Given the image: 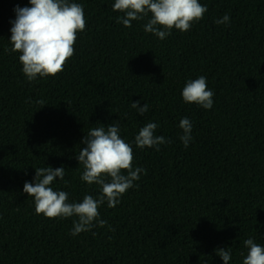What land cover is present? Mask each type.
<instances>
[{
    "label": "trees",
    "instance_id": "trees-1",
    "mask_svg": "<svg viewBox=\"0 0 264 264\" xmlns=\"http://www.w3.org/2000/svg\"><path fill=\"white\" fill-rule=\"evenodd\" d=\"M70 2L86 18L74 55L58 75L29 82L20 53L6 51L14 9L29 0H0V264H224L217 249L242 264L245 239L264 246V0H199L203 19L163 40L145 33L147 17L117 23L115 0ZM200 76L214 92L208 110L181 95ZM136 101L149 106L143 116ZM148 122L171 141L159 151L132 143ZM112 124L146 174L114 208L100 207L106 226L72 236L77 218L37 215L24 183L37 167L63 166L67 185L51 187L69 202L95 198L76 157L92 128Z\"/></svg>",
    "mask_w": 264,
    "mask_h": 264
},
{
    "label": "clouds",
    "instance_id": "clouds-1",
    "mask_svg": "<svg viewBox=\"0 0 264 264\" xmlns=\"http://www.w3.org/2000/svg\"><path fill=\"white\" fill-rule=\"evenodd\" d=\"M30 6H17L14 11L16 18L10 21L11 47L6 51L20 53L19 62L22 73L29 82L39 78L56 76L63 71L67 61L74 55V45L77 33L86 28V18L83 5L70 0H29ZM114 12L123 13L116 18L117 23L132 27V21H141L146 17L145 33H152L160 40L169 36L173 29L180 32L189 31L193 24L203 19L208 11L206 5L199 0H115L112 5ZM217 25L230 22V16L225 14L214 21ZM182 99L185 103H195L208 110L213 107L214 92L207 86L206 77L200 76L188 80L182 89ZM140 116L149 109L147 103L140 106V101L131 104ZM157 123L148 122L138 131L132 143L139 149L155 148L170 143L164 136L155 135ZM183 134L179 139L185 147L192 140V123L184 117L179 123ZM84 147L80 149L76 159L82 165L80 179L88 185H98L99 193L94 198L85 195L81 202H69V193L54 190L51 185L59 178H65V168L37 167L34 183L25 182L23 192L33 198L35 213L46 218L76 217L70 234L77 236L89 232L98 223L99 227L107 225L100 218L99 209L107 203L114 208L120 198L140 179V174L146 170L134 167V152L132 143L126 142L120 136L119 124L92 128L83 138ZM114 231V229H111ZM244 248L240 255L242 264H264V246L256 243L253 238L243 241ZM224 264L232 260L230 249H217Z\"/></svg>",
    "mask_w": 264,
    "mask_h": 264
}]
</instances>
